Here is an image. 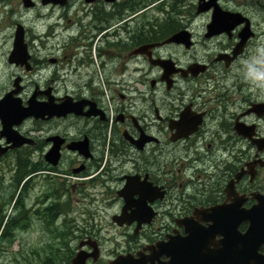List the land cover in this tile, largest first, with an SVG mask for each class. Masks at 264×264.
Returning a JSON list of instances; mask_svg holds the SVG:
<instances>
[{
  "label": "flooded vegetation",
  "instance_id": "af4514ba",
  "mask_svg": "<svg viewBox=\"0 0 264 264\" xmlns=\"http://www.w3.org/2000/svg\"><path fill=\"white\" fill-rule=\"evenodd\" d=\"M198 2L0 0V244L60 252L15 264H264V0Z\"/></svg>",
  "mask_w": 264,
  "mask_h": 264
},
{
  "label": "water",
  "instance_id": "95a60500",
  "mask_svg": "<svg viewBox=\"0 0 264 264\" xmlns=\"http://www.w3.org/2000/svg\"><path fill=\"white\" fill-rule=\"evenodd\" d=\"M204 0H200V2H198V9L197 12H203L208 10L209 8L213 7V12H212V16H213V20L211 23V30L213 29V27L215 26H222V24H224V17L230 15L229 13L223 12L220 10V8L218 7L217 4L215 3H206V2H202ZM44 4L47 3H52V4H62V0H43ZM179 40V34L173 35L171 38H169L167 41L171 42V41H178ZM45 112H47L49 114V116H62V102L60 104H53L51 103L50 107L45 109ZM50 156V158L52 159V163L55 164L58 161L59 158V145L55 144L50 153L48 154ZM259 230H261L259 228ZM255 232V229H253L252 227L249 228L244 234H239L236 237L233 235H231L230 233H226L225 234V240L228 242L232 237L236 239L237 242H242L243 244H249L252 245L253 248V253H254V249L256 248V246L254 244L251 243V239L253 238V233ZM248 246L244 245V248H247ZM78 257V256H75ZM116 263V262H115Z\"/></svg>",
  "mask_w": 264,
  "mask_h": 264
},
{
  "label": "rangeland",
  "instance_id": "374dc122",
  "mask_svg": "<svg viewBox=\"0 0 264 264\" xmlns=\"http://www.w3.org/2000/svg\"><path fill=\"white\" fill-rule=\"evenodd\" d=\"M204 17L196 21L201 24ZM58 246L55 245H25V244H0V264H15L14 257H59Z\"/></svg>",
  "mask_w": 264,
  "mask_h": 264
}]
</instances>
